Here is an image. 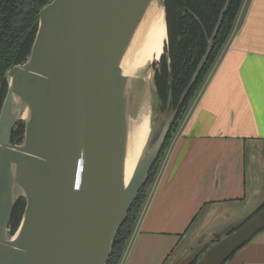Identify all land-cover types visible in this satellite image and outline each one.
Wrapping results in <instances>:
<instances>
[{"label":"water","instance_id":"95a60500","mask_svg":"<svg viewBox=\"0 0 264 264\" xmlns=\"http://www.w3.org/2000/svg\"><path fill=\"white\" fill-rule=\"evenodd\" d=\"M151 1L52 0L40 10L28 57L6 73L0 109V264H107L115 233L207 61L229 0L176 107L168 90L170 112L153 118L125 184L131 86L140 78L124 74L120 63ZM18 120L23 138L12 143ZM19 197L24 210L11 233ZM262 229L264 206L199 248L194 264H224Z\"/></svg>","mask_w":264,"mask_h":264},{"label":"crops","instance_id":"0c3cea01","mask_svg":"<svg viewBox=\"0 0 264 264\" xmlns=\"http://www.w3.org/2000/svg\"><path fill=\"white\" fill-rule=\"evenodd\" d=\"M263 202L264 0H245L170 144L121 264H183L193 253L189 262ZM224 264H264V229Z\"/></svg>","mask_w":264,"mask_h":264},{"label":"trees","instance_id":"16d2710c","mask_svg":"<svg viewBox=\"0 0 264 264\" xmlns=\"http://www.w3.org/2000/svg\"><path fill=\"white\" fill-rule=\"evenodd\" d=\"M51 1L0 0V109L8 88L6 73L14 65L23 63L28 57L38 28L39 12ZM225 2L226 0H163L167 42L159 62L154 64L153 83L164 105L167 102L168 90L171 89V105L177 106L182 92L207 49L208 38L213 32ZM244 2L245 0L228 1L207 61L180 105L162 148L144 185L131 205L125 221L115 233L107 264L122 263L165 160L167 150L227 48L239 21ZM169 74L170 83H168ZM23 134L24 122L18 120L12 130L11 142L20 143ZM24 205V198L19 197L10 219L9 231L11 233L17 229L21 221ZM263 206L264 202L254 212ZM196 258L197 254L187 264H194Z\"/></svg>","mask_w":264,"mask_h":264},{"label":"bare ground","instance_id":"6f19581e","mask_svg":"<svg viewBox=\"0 0 264 264\" xmlns=\"http://www.w3.org/2000/svg\"><path fill=\"white\" fill-rule=\"evenodd\" d=\"M167 39L165 9L162 0H152L136 26L121 59L123 73L140 78L132 88L131 121L124 157L125 184L131 177L153 120L152 83L154 64L159 61ZM25 113L22 117H25Z\"/></svg>","mask_w":264,"mask_h":264},{"label":"rangeland","instance_id":"374dc122","mask_svg":"<svg viewBox=\"0 0 264 264\" xmlns=\"http://www.w3.org/2000/svg\"><path fill=\"white\" fill-rule=\"evenodd\" d=\"M167 42V39L165 41V44ZM164 44V45H165ZM159 61L156 62V64L158 63ZM152 98H153V103H152V108H153V118H157V117H161V118H164L169 112H170V108H167L164 104H161L159 99H158V96H157V92H156V88L154 86V83H152ZM177 135V134H176ZM175 135V137H176ZM175 137L173 139V141L175 140ZM172 141V142H173ZM171 142V143H172ZM170 147V146H169ZM169 149V148H168ZM168 151V150H167ZM193 254V253H192ZM191 254V255H192ZM190 255V257H191ZM184 261L183 264H186L188 262V259Z\"/></svg>","mask_w":264,"mask_h":264}]
</instances>
